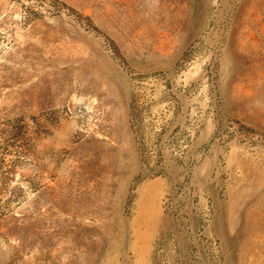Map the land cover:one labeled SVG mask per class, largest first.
<instances>
[{
	"label": "rangeland",
	"instance_id": "rangeland-1",
	"mask_svg": "<svg viewBox=\"0 0 264 264\" xmlns=\"http://www.w3.org/2000/svg\"><path fill=\"white\" fill-rule=\"evenodd\" d=\"M0 264H264V0H0Z\"/></svg>",
	"mask_w": 264,
	"mask_h": 264
}]
</instances>
